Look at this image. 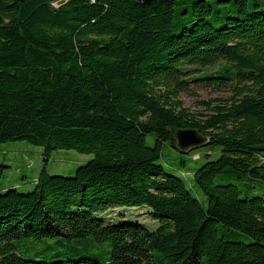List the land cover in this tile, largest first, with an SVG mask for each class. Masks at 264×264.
<instances>
[{"label":"trees","instance_id":"1","mask_svg":"<svg viewBox=\"0 0 264 264\" xmlns=\"http://www.w3.org/2000/svg\"><path fill=\"white\" fill-rule=\"evenodd\" d=\"M57 1L0 0V143L93 157L0 189V264H264V197L215 182L264 179V0ZM189 82L231 94L194 113L178 98ZM189 127L220 149L193 171L206 206L158 163ZM125 205L148 206L157 227L100 216ZM88 236L110 243L106 261L73 251ZM48 239L70 254H29Z\"/></svg>","mask_w":264,"mask_h":264},{"label":"rangeland","instance_id":"2","mask_svg":"<svg viewBox=\"0 0 264 264\" xmlns=\"http://www.w3.org/2000/svg\"><path fill=\"white\" fill-rule=\"evenodd\" d=\"M229 8H232L231 4L226 3L224 9L227 10ZM214 69H216V66L212 65L208 68L193 71L192 74L200 75L203 72L213 71ZM230 94V90L226 88L218 90L211 86L205 87L200 82H189L187 88L179 92L178 98L181 100L183 106L189 108L191 112L207 113L208 111L202 102L211 101L215 98H226ZM154 139L153 134L147 135L149 145H153ZM208 148V146L203 145L188 153H180L177 149L171 147L169 143L164 142L158 161L166 172L182 177L186 187L204 206H206V197L195 185L193 171L207 159H215L219 155L220 149L208 151ZM208 152L211 155L206 157L205 154ZM92 157L93 154L79 153L74 149H56L50 151V154L46 158L44 147L31 144L25 140L0 143V162L10 166L0 178V189L18 187L19 191H31L35 185L34 180L43 167L49 174L71 176L79 165L86 163ZM181 160L185 161V167H181ZM233 180L237 182L241 196L261 195L264 197V179L245 177L240 181L233 178L230 180L216 178L215 182L221 183ZM150 211L151 209L146 205H125L114 208L109 207L104 212H101L100 216L112 222L121 220L137 221L153 230L157 227L158 222L152 218L149 213ZM230 237L232 239L249 241V237L246 235L231 234ZM74 246H72L73 251L79 248L82 252L81 254L100 261H106L111 252L109 242H95L91 236H88V239L84 243H75ZM41 249L44 250V253H51L57 249L63 250L67 251L68 255L71 248L67 246L61 247L54 240L48 239L46 242H35L33 247L30 248L29 254L34 255Z\"/></svg>","mask_w":264,"mask_h":264},{"label":"water","instance_id":"3","mask_svg":"<svg viewBox=\"0 0 264 264\" xmlns=\"http://www.w3.org/2000/svg\"><path fill=\"white\" fill-rule=\"evenodd\" d=\"M137 2L149 3L154 0H136ZM64 0H58L54 6L63 3ZM7 20L0 14V24L5 23ZM175 148L182 153L189 152L192 149L205 145L208 142V137L195 128H178L174 133Z\"/></svg>","mask_w":264,"mask_h":264}]
</instances>
